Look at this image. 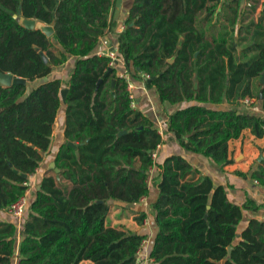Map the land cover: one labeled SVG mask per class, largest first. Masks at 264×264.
I'll return each mask as SVG.
<instances>
[{"label": "trees", "instance_id": "obj_1", "mask_svg": "<svg viewBox=\"0 0 264 264\" xmlns=\"http://www.w3.org/2000/svg\"><path fill=\"white\" fill-rule=\"evenodd\" d=\"M221 1L134 0L118 37L117 58L128 80L117 75L112 58L96 54L115 26L117 0H0V72L28 82L0 85V211L30 190L29 177L51 147L63 106L67 140L54 160L59 179L44 176L28 194L20 241L14 223L0 222V264H141L146 235L108 227L106 219L110 201L135 205L150 195L151 170L157 172L152 213L158 232L148 264H264V222L250 220L239 233L252 202L233 204L225 187L197 178L182 156L153 159L163 136L132 107L129 90L132 81L142 82L159 103L176 108L167 133L219 170L231 163L229 143L245 130L263 138L259 105L242 110L241 100L256 98L264 112V10L238 27L250 13L241 0L220 11ZM18 13L53 25L55 34L24 28L13 18ZM243 32L251 38L239 52L236 38ZM70 58L68 83L46 80ZM251 178L264 186V169ZM146 218L141 213L137 223Z\"/></svg>", "mask_w": 264, "mask_h": 264}, {"label": "crops", "instance_id": "obj_2", "mask_svg": "<svg viewBox=\"0 0 264 264\" xmlns=\"http://www.w3.org/2000/svg\"><path fill=\"white\" fill-rule=\"evenodd\" d=\"M133 4L134 0H123L122 7L118 15H116L117 8L115 9L113 15L115 26L108 30L101 38L100 45L96 50L97 55H99V53L113 51L118 57V37L120 32L125 30V20L127 19ZM240 26L241 25L238 27ZM244 35L246 36L245 32H243L239 38H236L237 42L238 39L243 41L242 38ZM54 46L59 47L56 44ZM244 46H240L239 44V52L243 50ZM54 52L57 53L56 50H54ZM74 59L75 58H70L67 63L54 67L51 76L46 80L60 79L64 84L68 83L73 70ZM115 63L117 75L119 77H126L129 80L130 76L125 72L124 63L118 58ZM44 81L45 79L40 82ZM37 84L38 83L35 82L34 87L37 86ZM130 84L133 86L132 89L130 88L129 90L133 93L136 104L135 108L142 111L145 116L151 119L159 131L163 133L164 141L158 152V161L163 162L165 159L175 155L182 156L198 171L197 178L201 176H209L214 180L216 186L225 187L228 191L229 199L233 204L243 207L247 201H251L252 208L244 211V219L239 226V233H241L248 226L250 220L264 222V186L259 182L256 183V180L251 178L252 172L258 170L259 168L264 169V137L258 138L253 135L250 130H245L240 138L229 143V157L231 163L227 165L224 170H219L206 158L200 155L192 154L183 149L174 139L173 135L167 133L168 116L173 113L176 108L171 107L168 104L163 105L159 103L155 92L147 89L144 83L134 80ZM258 105L259 107L255 110L257 114L264 117V112L261 110L260 103ZM222 106L226 107L227 104ZM65 119L66 107L63 106L59 111L54 126L51 147L43 154V161L40 168L34 175L29 177V195L32 191L40 188V181L44 176H56L57 174L54 172V175L50 169L52 163H55L54 160L59 148L67 141L64 134ZM151 173L154 178L157 176V172L155 170H151ZM157 183L158 181L154 179V182L150 184V195L142 199L139 204L128 205L119 201L109 202V211L106 219L108 227L127 231L119 229L114 225H108L107 220L110 219L111 216V206L114 204H120L121 209L124 208L125 210L131 211V231L127 232H132L135 235L140 233L146 235L147 239L144 241L143 248L138 254V258L143 260V262L141 261V264L151 263L149 260V252L152 248L154 237L158 232V226L152 213V205L156 202L159 195V191L156 186ZM65 185H67L69 189L72 187L70 182H65ZM141 213H145L147 218L144 220L142 225H139L136 219L141 215ZM27 214L28 213L26 211L22 218H16L9 214L7 210L0 211V222L14 223L17 226V235L20 241V232L24 220L27 218ZM112 218L114 219V217ZM115 223H117V221ZM81 264L93 263L90 261H84Z\"/></svg>", "mask_w": 264, "mask_h": 264}, {"label": "rangeland", "instance_id": "obj_3", "mask_svg": "<svg viewBox=\"0 0 264 264\" xmlns=\"http://www.w3.org/2000/svg\"><path fill=\"white\" fill-rule=\"evenodd\" d=\"M241 1H243V0H241ZM245 1L246 2L247 1L252 2L253 7H255V9H253V7L250 10L247 9V11L250 13L248 15V18L245 20L244 23L239 22V25H243V26L246 25L247 23L251 22V21H256L257 19H259L261 17V15H262V11L264 10V0H260L258 3H255L252 0H245ZM231 2H232L231 0H222L220 5H219L220 7H219L218 10L222 11L223 8L232 5ZM232 7H236V5L233 4ZM243 7H244V4H243ZM243 12H244V9H243ZM246 12H244V13H246ZM215 18H221L222 20L224 19L222 14H217ZM226 23H228V22H226ZM243 38H247L248 40L247 41H241L240 39H238V43L240 44V46L246 45L249 42V40L251 38V35L250 34H248V35L246 34V36L244 35ZM34 85H35V83H32V84H29L28 86L32 87ZM256 91L257 92H255V93H258V90H256ZM258 104L259 103L257 101V103L254 104L252 107L241 106V109H243V110H251V109L255 108V106L258 105ZM53 174L55 175V173H53ZM154 179L155 178L153 177V175L151 173V178H150V181H149L150 184H152V182H154ZM112 217H114V219ZM131 220H132L131 211L125 210L124 208L121 209V205L120 204H114L113 206H111V216H110V219L107 220L109 226L110 225H114L115 227H117L119 229H124V230H127V231H131ZM116 221H117V223H115Z\"/></svg>", "mask_w": 264, "mask_h": 264}, {"label": "water", "instance_id": "obj_4", "mask_svg": "<svg viewBox=\"0 0 264 264\" xmlns=\"http://www.w3.org/2000/svg\"><path fill=\"white\" fill-rule=\"evenodd\" d=\"M122 2L123 0H117L116 3V15L119 14L121 7H122ZM245 3V0L242 1V6ZM13 18L16 19L19 24L21 26H23L24 28L28 29V30H37V31H41L44 35H46L48 38H51L54 34H55V29L53 25H48L42 22H38L37 20L34 19H26L21 17V13L15 14L13 15ZM134 23L131 24V26H133ZM41 56L43 58V60L48 63L49 59L47 58V56L44 53H41ZM106 77V76H105ZM103 81V79L100 80L99 84ZM261 83H264V75L261 78ZM28 82L26 79L23 78H18L13 76L12 74L9 73H2L0 72V85L5 86V87H11L14 85H27ZM115 84V80H112V87ZM68 93L67 89L62 90L61 94H62V98L65 99L66 95ZM263 99V96L260 95V100ZM126 131H123L120 133V135L125 134ZM68 146H71L73 148H76L77 146L75 144H73L72 142L68 143ZM51 168L55 169V172L57 173V179H59V174H60V169L56 168L55 163H52ZM24 178H28L27 175H23ZM99 203H102L101 201ZM229 251H232V248L229 249Z\"/></svg>", "mask_w": 264, "mask_h": 264}, {"label": "built area", "instance_id": "obj_5", "mask_svg": "<svg viewBox=\"0 0 264 264\" xmlns=\"http://www.w3.org/2000/svg\"><path fill=\"white\" fill-rule=\"evenodd\" d=\"M244 6L246 7V9H251L253 7L252 2L250 1H245ZM126 28V27H125ZM99 56H107L112 58L113 62L110 64L111 66L114 64V61L117 60V55L115 52H106V53H99ZM146 78H149V76H145ZM126 78V77H125ZM132 84H129V89H132ZM131 99L132 101V107L135 108L136 104H135V99L132 95ZM242 105L246 106V107H252L254 104L257 103V99L256 98H250L247 97L243 100H241ZM159 133L163 136V133L161 131H159ZM161 149V146H158V150L156 153L153 154V159H157L158 158V152ZM256 183H258V181H256ZM28 194L29 191L27 192V194L25 196H23L21 199H19L16 203H14L11 207H9L7 209L8 213L11 214L13 217L16 218H22L25 213H26V209H27V203H28Z\"/></svg>", "mask_w": 264, "mask_h": 264}]
</instances>
